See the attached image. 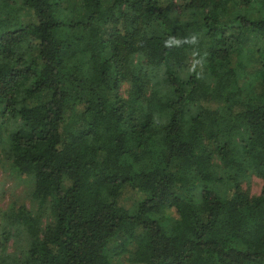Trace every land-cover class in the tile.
I'll return each instance as SVG.
<instances>
[{
  "label": "trees",
  "instance_id": "1",
  "mask_svg": "<svg viewBox=\"0 0 264 264\" xmlns=\"http://www.w3.org/2000/svg\"><path fill=\"white\" fill-rule=\"evenodd\" d=\"M69 2L0 0V264H264V0Z\"/></svg>",
  "mask_w": 264,
  "mask_h": 264
},
{
  "label": "rangeland",
  "instance_id": "2",
  "mask_svg": "<svg viewBox=\"0 0 264 264\" xmlns=\"http://www.w3.org/2000/svg\"><path fill=\"white\" fill-rule=\"evenodd\" d=\"M64 1V0H62ZM74 2L76 0H65ZM174 5V11L172 16L180 21H186L192 19L189 12H182V7L186 4L187 0H171ZM69 2V3H70ZM68 3V4H69ZM20 7V22L23 26L28 25L33 20L32 12L24 7ZM193 63L191 66L193 68ZM197 70L201 72L204 69H201L200 66H196ZM128 85L126 83L122 84L120 94L122 96L126 95ZM241 189L243 192H247L250 196H257L260 194L262 189V181L255 177L251 176L247 178L242 184ZM31 185L26 184L22 180L16 177L15 173L9 167V164L0 162V211L4 210L9 204L16 203L17 205H26L27 207L31 204ZM197 195V193H194ZM136 200V195L134 192L125 190L120 198L121 205H130L133 201ZM120 242H124V245L128 250H133V244L129 240L119 239ZM128 256L125 254L121 255L118 259L119 264H128Z\"/></svg>",
  "mask_w": 264,
  "mask_h": 264
},
{
  "label": "clouds",
  "instance_id": "3",
  "mask_svg": "<svg viewBox=\"0 0 264 264\" xmlns=\"http://www.w3.org/2000/svg\"><path fill=\"white\" fill-rule=\"evenodd\" d=\"M199 43V38L197 35L192 34L189 37L185 38H176V37H169L167 40L164 42V46L171 47V46H181L183 44H190V45H197ZM194 56H199V52H194ZM206 53L203 56H200L199 59H196L193 64V70H195L196 66L199 65L201 69H203L204 64L206 63Z\"/></svg>",
  "mask_w": 264,
  "mask_h": 264
}]
</instances>
